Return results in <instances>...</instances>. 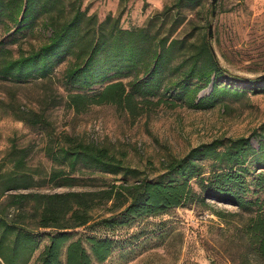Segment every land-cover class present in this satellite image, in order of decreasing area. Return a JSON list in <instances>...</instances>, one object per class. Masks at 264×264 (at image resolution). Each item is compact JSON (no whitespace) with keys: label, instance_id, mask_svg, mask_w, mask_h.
<instances>
[{"label":"rangeland","instance_id":"374dc122","mask_svg":"<svg viewBox=\"0 0 264 264\" xmlns=\"http://www.w3.org/2000/svg\"><path fill=\"white\" fill-rule=\"evenodd\" d=\"M61 5L63 10L54 11L58 17L68 18L79 9L94 17L93 26L106 22L105 27H150L160 36L180 40L170 67L172 81L183 78V72L191 64L190 55L206 41L211 43L220 64L231 73L247 77L264 75V0H61ZM18 27L11 22L0 24V43L5 47V55L13 59L40 49L53 33L48 14L29 26ZM75 61V56H68L49 77L26 81L0 74V204H7L12 193L98 190L123 178V174L104 173L90 162L79 161L72 168L70 160L61 153L69 141L67 137L71 138L69 143L108 148L111 154L138 170L139 177L148 179L164 175L169 161L183 158L192 149L216 139L251 137L253 146L259 149L264 137V84L256 92L254 86L245 85L231 75L220 76L218 83L226 91L210 108L189 105L182 89H175L171 83L168 93L151 96L149 102L139 98L133 111L126 104L114 102L79 109L70 98L76 88L67 78ZM131 79L122 81L128 84ZM216 80L213 75L212 81ZM189 81L197 83L196 78ZM200 85L203 86L197 99L212 92V83ZM94 88L90 91L101 87ZM35 115L43 120L34 122L38 119ZM16 159H21V163L17 165ZM210 163L205 162L206 176L211 171ZM263 166L264 159H249L251 174L247 179L251 191L246 197L256 199L264 207V191L252 182L264 171L260 169ZM53 169H63L65 177L76 180L67 182L72 183L69 185L62 184L61 178L55 184L49 180ZM16 173L27 174L28 181L33 177L37 184L1 194L4 178ZM128 179L132 182V178ZM191 184L195 192L203 195L195 179ZM205 199L206 204L197 200L187 202L113 229L94 224L99 216L111 215L103 207L94 212L96 218L91 224L75 229V238L84 240L88 235H96L116 240L109 259L95 264L245 262L250 251L242 227L253 214L211 197ZM8 211L13 214L14 208ZM51 232L54 230L50 228L38 229L42 242L32 261L48 242L45 234Z\"/></svg>","mask_w":264,"mask_h":264},{"label":"trees","instance_id":"16d2710c","mask_svg":"<svg viewBox=\"0 0 264 264\" xmlns=\"http://www.w3.org/2000/svg\"><path fill=\"white\" fill-rule=\"evenodd\" d=\"M60 6L61 0H0V24L11 22L18 28H24L48 14L53 28L48 42L40 49L16 59L7 57L5 47L0 43V74L18 81L49 77L63 59L75 56L76 61L68 69L67 78L76 88L70 98L79 109L86 105L114 102L126 104L133 111L139 98L149 102L151 96L168 93L171 83L175 89H182L189 105L210 108L226 91V87L218 83L220 76L231 75L245 85L254 86L256 92L264 84V77L235 75L223 67L209 41L190 55L191 64L183 72V78L172 81L169 78L170 67L176 48L182 43L180 40L160 36L150 27H105L106 22L93 26L96 24L94 17H88L79 9L68 18L58 17L54 11L57 8L63 10ZM213 75L216 81H212ZM129 77H132L131 81L125 84L122 78ZM114 78L118 80L114 81ZM189 78H196L197 83L190 82ZM200 83H212L213 87L210 95L197 99V93L203 86ZM96 86L101 88L91 92ZM36 116L38 119L34 122L43 120ZM251 140V137H240L202 144L185 157L169 161L165 166L167 172L157 179L139 177L138 170L111 154L106 147L68 141L61 153L70 160L72 168H76L79 161L90 162L104 173L123 174V178L106 183L105 188L98 190L10 194L8 203L0 204V264L103 263L114 252L115 239L96 235H88L84 240L75 238V229L91 224L96 218V210L104 207L111 215L99 216L94 224L113 229L187 202L197 200L206 204V197L233 204L253 214L242 227L250 253L245 255V262L241 264L264 263V207L256 199L246 197L251 191L247 179L251 174L249 159H264V137L258 150ZM55 159L59 160V157ZM208 160L211 171L206 176L205 162ZM15 161L18 165L22 160ZM260 169L264 170V166ZM26 175L6 176L1 194L35 186L37 182L33 177L28 181ZM61 178L62 184L69 185L72 183L67 182L76 180L75 177H65L63 169L51 171V182L59 184L57 180ZM194 179L203 195L194 191L191 184ZM252 182L264 191V171H260ZM12 207L13 214L8 211ZM217 214L222 216L218 211ZM47 228L54 232L45 234L48 242L32 261L42 242L38 229Z\"/></svg>","mask_w":264,"mask_h":264},{"label":"water","instance_id":"95a60500","mask_svg":"<svg viewBox=\"0 0 264 264\" xmlns=\"http://www.w3.org/2000/svg\"><path fill=\"white\" fill-rule=\"evenodd\" d=\"M213 2H215V0H213ZM211 32H212V26H210V35H211ZM214 53H215V51H214ZM259 77H264V75L259 76Z\"/></svg>","mask_w":264,"mask_h":264}]
</instances>
